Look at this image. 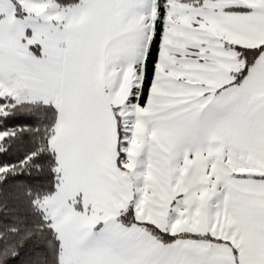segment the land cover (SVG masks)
<instances>
[{"label": "snow or ice", "instance_id": "6c2138e0", "mask_svg": "<svg viewBox=\"0 0 264 264\" xmlns=\"http://www.w3.org/2000/svg\"><path fill=\"white\" fill-rule=\"evenodd\" d=\"M14 143L0 264H264V0H0Z\"/></svg>", "mask_w": 264, "mask_h": 264}, {"label": "trees", "instance_id": "16d2710c", "mask_svg": "<svg viewBox=\"0 0 264 264\" xmlns=\"http://www.w3.org/2000/svg\"><path fill=\"white\" fill-rule=\"evenodd\" d=\"M17 145L14 143L12 151L5 156H0V162H7L18 158ZM18 182L9 179L7 184L0 186V232L10 235L8 229L15 226L22 231L26 227H34L40 212L31 203L35 198L37 188L33 186L32 197L26 195L28 182L24 186H17ZM40 195L43 197L46 193H52L50 186H44L39 189Z\"/></svg>", "mask_w": 264, "mask_h": 264}]
</instances>
